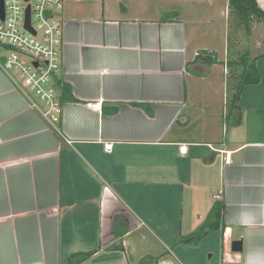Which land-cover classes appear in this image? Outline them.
Here are the masks:
<instances>
[{
	"label": "crops",
	"instance_id": "0c3cea01",
	"mask_svg": "<svg viewBox=\"0 0 264 264\" xmlns=\"http://www.w3.org/2000/svg\"><path fill=\"white\" fill-rule=\"evenodd\" d=\"M220 1L64 0L52 84L76 101L55 126L0 71V264L87 251L79 264H182L172 257L189 242L178 220L189 189L224 204L206 234L221 233L222 263L264 264V104L249 84L238 109L225 107ZM205 48L215 62L195 59ZM156 198L172 216L180 201L169 228L146 209Z\"/></svg>",
	"mask_w": 264,
	"mask_h": 264
},
{
	"label": "built area",
	"instance_id": "2783aa9c",
	"mask_svg": "<svg viewBox=\"0 0 264 264\" xmlns=\"http://www.w3.org/2000/svg\"><path fill=\"white\" fill-rule=\"evenodd\" d=\"M2 5L0 71L45 122L55 126L62 103L52 84V76L61 62L64 0H3ZM208 145L223 155L225 164L230 162V151ZM111 147L112 143L105 144V149L111 150Z\"/></svg>",
	"mask_w": 264,
	"mask_h": 264
},
{
	"label": "rangeland",
	"instance_id": "374dc122",
	"mask_svg": "<svg viewBox=\"0 0 264 264\" xmlns=\"http://www.w3.org/2000/svg\"><path fill=\"white\" fill-rule=\"evenodd\" d=\"M225 1L226 8L221 10L219 29L223 34V40L226 49V59L228 56L227 38H229V36H232V40L230 42H232L231 44L234 45L236 50L242 51L244 48H247L250 51L252 57L256 56L255 64L261 74V79L259 82H257V86L255 85L256 83L254 85L247 86V97L250 99V101L261 98V104H264V22L252 23L250 34L248 36L245 35L243 29L236 30L234 32L232 25L233 23L231 21V17H229L230 11L228 9V1L221 0L220 2L223 5V2L225 3ZM1 60H3V58H1ZM260 110L261 114H263L262 111H264V108H262V106L260 107ZM197 192L198 190H193V193L191 192V198H188L190 189L187 191V196L185 197L187 207L183 214L178 213V220L183 221L182 231L184 232V236L182 240L190 238L192 235L191 230L195 229L197 226L200 227L210 220V212L212 207L208 198V194L206 191H200L199 193ZM197 196L200 199L197 198ZM151 202L152 203L149 202L150 204L148 203V205H146V209L149 214L152 213L155 215L154 224H158L161 227H165L168 224L167 227L169 228V222L171 221V224L173 225V219L176 216L175 209L178 207L181 208L180 201L176 203V205H173L171 209L172 212H174V217L168 214V210L165 209V211L162 210V212L160 209H158L162 208L163 205H161V203L163 201L156 198V201L154 199V201ZM159 223H163V225H160ZM179 231H181L180 228L178 229V232ZM223 251L221 233L219 231L213 230L210 231L208 235L202 237L198 242L185 243L184 241V244L179 243L176 245V247H174L175 255H173L172 258L181 261L182 264H223L221 260V257L224 255Z\"/></svg>",
	"mask_w": 264,
	"mask_h": 264
},
{
	"label": "trees",
	"instance_id": "16d2710c",
	"mask_svg": "<svg viewBox=\"0 0 264 264\" xmlns=\"http://www.w3.org/2000/svg\"><path fill=\"white\" fill-rule=\"evenodd\" d=\"M228 9L234 32L244 30L246 36L250 34L251 25L255 22H264V10L258 5L256 0H227ZM232 36L227 38L228 56L225 60L226 66V109H238V100L241 91L245 85L255 84L260 81L261 74L255 64V57H252L250 51L244 48L242 51L236 50L232 42ZM248 47V46H247ZM195 59H202L204 62L213 63L216 61V52L209 49H200L196 53ZM59 100L76 101L70 94V87L59 81L57 84ZM224 204L215 201L210 212V220L201 225L193 232L189 242H196L205 236L211 229H218L222 219ZM94 251L74 252L69 256L68 264H79L90 257Z\"/></svg>",
	"mask_w": 264,
	"mask_h": 264
},
{
	"label": "water",
	"instance_id": "95a60500",
	"mask_svg": "<svg viewBox=\"0 0 264 264\" xmlns=\"http://www.w3.org/2000/svg\"><path fill=\"white\" fill-rule=\"evenodd\" d=\"M3 0H0L1 3V16L3 17V5H2ZM26 25L29 27V9H27V23ZM2 51V48H0V52ZM242 250V241L241 240H232L231 241V251L233 252H240Z\"/></svg>",
	"mask_w": 264,
	"mask_h": 264
}]
</instances>
